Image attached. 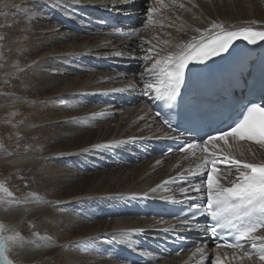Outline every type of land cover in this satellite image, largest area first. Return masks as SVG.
I'll return each instance as SVG.
<instances>
[{"label":"rangeland","instance_id":"obj_1","mask_svg":"<svg viewBox=\"0 0 264 264\" xmlns=\"http://www.w3.org/2000/svg\"><path fill=\"white\" fill-rule=\"evenodd\" d=\"M55 1L56 0H0V72L6 71L9 68L14 70L8 76L4 78H0V100H5L6 98H9L11 96H19V95L21 96L22 95V97L28 96L27 99H32V101L40 102V103L42 102L43 104L42 103L40 104L42 105L41 108L45 107V108L50 109L53 107L52 109H54L55 107L58 106L57 109L58 108L63 109L66 112V116H67L63 118H58L57 120L55 119L53 120L55 121L54 123L57 125L56 127H58V129H61V130L62 128L63 130L69 128L67 126H70V127L77 126L80 123L78 119L81 115L97 116L100 114H105V116H102L100 120L98 119L99 124L96 125V127L91 128V129H96L102 124H107V125L111 124L113 128L118 127L120 124L123 126L126 121L127 123L125 127L129 126L130 124H132L131 122L133 121L134 114L138 110L139 104L122 109L124 110L125 113L128 112L127 117H124L125 113L124 112L121 113V109L120 111L116 112L114 110H118L117 108L110 107L109 104L106 105L102 103V100H101L102 98H99V95L101 94L105 97L107 93H109V91L112 89H105L107 90L106 91L107 93L105 94L101 93L104 91V89L103 90L99 89V90H102L100 93L97 90L91 91V93L90 92L83 93L84 90L83 91L80 90L79 89L80 86H78L77 88L73 86L72 84L76 81L77 78L75 77L77 76H86L88 74L93 75L94 73L96 74L97 72H98L97 74H99L100 72L102 75L105 74L104 81L106 85L114 82L115 85L119 86V88H123V87L126 88V84L130 80V77L128 75L122 76V75H119L113 72L106 73L107 71L102 73L103 71H101L98 68H95L96 71L92 70V68L94 69L93 64L96 58L98 56L100 57V55L102 56L104 55L103 57L107 55V54H95V53L115 52V54L120 53L121 55L127 56L131 53V48H133V45L135 43L137 45L139 44V47H137V49L139 48V50L136 52L139 56L142 57L140 59V61L142 62L141 69H142V64H143V58L151 62L152 59L151 58L148 59V57L153 56V55L149 54L148 51L146 52L145 49L140 50V47H142V45H140L142 40L138 38H136L135 40H132V39L127 40L130 42L133 41L134 43L133 45L131 44H129L128 46L126 45L124 49L120 50L121 52H119V50L115 48L107 49L108 47H101L100 49H95V47L98 46L99 44L109 45L110 40H108V37H110L111 35L107 34L106 31H103L101 29H98L97 32H93V31L88 32V30L86 29V28H89L91 25H88L86 21L84 19H81L80 17L83 18L84 16L82 14L90 13L89 14V19H90L91 11L89 10V11H86L85 13V11L80 10V5L84 4L83 2L89 1V0H83V1L82 0H62L61 4H57L55 3ZM167 1H170L171 3L168 5L162 3L161 6H159L158 8L156 6H152L153 5L152 0H143V3L145 4L147 3L145 6L147 13H148L149 8L156 9V11L152 14V18H154L157 21V24H155V27L157 25V33L159 32V35H160L164 32L162 34V36L165 34L163 37H166L168 33H170V31H177L182 21H186V18L190 20L188 16H184L185 13H188L189 15L192 16L191 21L194 22L192 26H195V24L199 20V15H197L196 13L202 15V17L205 19L204 21H206L207 19L214 18L215 14L224 15V13L233 14L234 12L235 13L234 15H237L239 11L238 10L239 6L236 3H238L241 0H167ZM259 1H260V4H262V1L261 0ZM245 3H247L246 0H245ZM85 4H88V3H85ZM249 4L250 3H247L245 5L243 4V6L245 7L247 5L248 7ZM180 5H183V7H180ZM230 6L231 8L229 9ZM78 7H79V11H75L74 9ZM202 7H206L207 10L204 12ZM142 8H144V5H142ZM231 9L233 12L230 11ZM68 12L72 13V16L70 19L71 21L74 22L73 24L77 23L75 22L74 19H77L78 22L81 21L78 27H82L83 30H87V32L86 31L85 33L77 32L75 27H73V25L71 24L72 22L71 21L68 22V20L64 19L65 14ZM257 17L258 16H254L250 20V22L251 21L255 22L257 20ZM90 21L93 22L91 19ZM142 21L144 22V24L140 26L141 34L145 32L147 33L149 31L150 32L155 31L154 25L151 24V27L152 26L154 27V28H151L150 23H148L145 18H143ZM202 22H198L196 24L197 28H200L201 26H203L201 24ZM93 23H96V22L94 21ZM23 26L30 28L29 30L30 33H28V36H25V34H23L24 29H25ZM75 26L77 27V25ZM168 28L170 31L168 30ZM94 29L96 30L97 28L94 27ZM68 32H70V34H68ZM59 33L61 35L63 34L62 38L60 39L56 37V35ZM79 37H88L90 38V41L87 42ZM111 37L113 39L115 38L114 39L115 43L116 42L121 43L120 41L122 39L121 37L115 36V35ZM8 39L10 40L9 42L6 41ZM48 40H50V42ZM95 41H97L98 43H96ZM152 41L153 39H151V41L149 39L148 42L150 43L147 44L148 48L151 47V45L154 46L155 44H157L155 40L153 42ZM90 45H93V46L90 47ZM157 47L158 46H155L154 48L157 49ZM38 63L41 66L34 65ZM74 64H77V66L75 67ZM44 66L47 68H45ZM145 66H150V65L146 63ZM72 68L76 70H73ZM90 68L92 71L90 70ZM34 73L44 74L46 77H43V76L38 77V76L33 75ZM140 73L142 72L140 71ZM97 74L95 76H97ZM110 74H111V77H110ZM139 74H137L136 76L139 77ZM47 75L55 76V77L51 78L50 76H47ZM32 76L35 79L31 78ZM108 76L110 78H108ZM41 79H42V82H41ZM54 79H58V80H55V82L57 81L56 83H52ZM144 79H145L144 81H146L149 78L148 76H146ZM23 81L28 82V83L30 82V83L28 84V86H25L24 88V86H22V83H21ZM47 83H51V84L49 85ZM42 86L43 88L41 89ZM66 86L68 88L67 90H61V92L57 91L58 88L64 89ZM111 87L112 86L108 88H111ZM26 108L28 109V105L26 106L25 104L24 106L11 109V112L9 113L7 112V110H5L6 112L5 111L0 112V155H2L0 156V184H3L9 190V193H10L9 195L8 193L0 192V201H2L3 199L5 200L7 197L9 198L11 197L12 199H20V198L21 199H33L37 196L49 198L51 200L56 201L58 199L57 196L59 197L61 196L63 200H65V202L61 204L55 203L54 205H52L55 208L51 207V210L49 212L50 219L51 217L53 219L54 218L60 219V215H62L66 210H72L76 218L77 217L82 218L83 211L86 210L85 208L87 209L93 208L99 211V209H101L100 207H102V205L104 204V203H100V204L98 203L97 205V202H99L98 201L99 199L94 198L93 200L94 203L93 205H91L92 207L91 206L88 207L91 203H89V205H86L87 204L86 199L97 194V192L96 193L93 192L92 194H89L90 196L87 195L86 197L83 194L76 193L79 190L78 188L79 183L81 184V181L83 180V178L85 179L82 182L85 183L86 181L88 182L87 180L88 178L86 177L95 175L93 179H91L93 180L92 182H95V180L98 177H103L101 178L102 181L98 183L99 185L98 189H101V187L105 183L104 180L110 177L111 173L113 171H116L117 169L118 170L120 169L121 174L118 175L117 178H115L113 182L111 183H114L115 181L117 182L120 179L119 176L121 175H124L125 180H129V181H132L135 175H137L136 171L139 168V164H141L142 162L123 164L122 161L120 160L115 161V160L110 159L108 157L109 154H107L108 155L107 156L106 153H103L102 150L96 155L97 157H95L94 155V161L91 160L93 159V154L89 151L90 147L93 145L96 146L97 144L98 145L100 144L98 142H91L90 144L88 145L86 144L85 146L78 145L79 143L76 144L77 143L75 139L76 135L73 134L76 131L71 132L70 130L67 129L68 130L67 137L59 136L58 137L59 140L54 141V139L48 138V136H46V138L45 136L43 137L42 133H40L41 131H43V128L46 124H43V125L38 124L39 126H37L36 129H33L32 131L31 130L27 131L28 129L27 130L23 129L22 126L24 125L21 126V123L23 121L29 122V121L35 120L33 119L34 118L33 114L29 113L28 115L26 113ZM32 108L34 109L37 107H32ZM41 108L39 107V109ZM106 109L109 110L108 113L104 112ZM31 112L34 113L33 110H31ZM112 113L113 115H111ZM140 118H139L140 125L142 124H147L151 126L156 125L154 119L153 118L150 119L148 115L147 116L142 115ZM116 123H117V126H116ZM50 125L52 127L55 126V125L53 126L52 124ZM38 128L40 132L38 131ZM51 131H52V128H51ZM70 132L73 135L70 134ZM108 137L109 135H107V139H106L107 143H112L118 139L116 136H110V138ZM72 138L73 140H71L70 142V139ZM37 142H39L41 145L37 144ZM38 147H41V148H38ZM245 149H247V154L249 156L255 157L259 154V151L256 150L254 144L250 142L245 144ZM6 151L7 152L9 151L10 154L13 152L12 153L13 155L14 154H20V155L24 154L25 155L28 153L29 154L32 153V155H34V153L39 152V154L41 155L43 159L41 158L38 161L39 163L35 165H38L39 167H41V169H38L40 172L43 171V169L47 167L46 165L49 162L55 163V164L58 163L60 164V166L62 165L63 166L61 167V169L57 170L56 173L54 172L50 174L45 173L41 175L40 174L35 175V172L37 170H33V167L31 166L26 167V168H23L22 166L21 167L7 166L5 164L6 160L3 156V154L8 155ZM15 152H19V153H15ZM11 155H8V157H10ZM79 163L84 164L82 167L83 171L78 170L77 165L79 166L80 165ZM124 165H127V166H124ZM63 167L65 168L63 169ZM75 170L80 171L81 175L79 177H76L75 180H72V179L69 180L70 177L72 176L71 174H73L72 172ZM103 172H105V174H103ZM55 175L59 176L57 177L58 180L54 181L55 183L53 184L51 183L48 185V183L50 182L49 180H51L50 178H52ZM67 182H70V184ZM91 185L94 186L95 183H92ZM67 187L68 189H74V190H67ZM77 194H80V195L77 196ZM42 217L43 216H40V217L38 216L34 218L33 220L32 218H27V220L25 219L23 223L19 227H16V228H15L16 226L15 224H13V226L12 225L9 226V224L11 223L10 220H2L0 217V220H1L0 224H3L5 227L8 228V233L6 231L5 235L18 234V240H20L21 238H26V237L32 238L35 235H37L38 231H44L43 233L50 235L51 230L52 231L54 230L52 227L51 229V228H47L43 226L46 223L45 222L41 223V220H43ZM91 220L92 221H89V222L95 221V218ZM89 222L84 223V224L87 225ZM152 222H154V220ZM41 226H43L44 228L43 227L41 228ZM81 231L82 229L71 232L67 235V237L73 236L74 234H79L81 233ZM53 235L54 234L51 233L50 236L52 237ZM52 238L57 245L55 246V248H52L54 249V252L51 253L49 257L54 258L58 254L59 264L64 262V258L59 256V253H61V251L64 252L65 250H68V249L69 250H84L85 247L81 246V244L87 246L91 242V239H90V240H86L83 243L75 244L74 246V243L81 240L82 238L78 237V238H72L70 240H60V241H57L56 236L55 238L54 236ZM58 239H64V238L58 237ZM103 240H105L106 242H109L107 241V239H103ZM105 241H103L102 244L105 243ZM69 242L70 243L72 242L71 243L72 245H65ZM121 244L122 243H120V245ZM10 245L12 246V244ZM106 247H108V244L106 245ZM89 252L90 254H88L85 257L87 259V264H118L123 259L122 257L121 259H116V258L114 259L113 257H111V260L112 261L114 260V261L111 262L109 260L107 263H105V260L90 259L89 257L93 256V252L92 251H89ZM114 252L115 254L118 255L117 250H115ZM102 255L103 256L105 255L107 258H109V255L107 253H103ZM11 260L13 261L14 264H48L42 261V257L40 259H37L39 261L35 259L32 261H27V262H17L13 258H11ZM116 260H119V262ZM175 263H177V260L176 262H174V264Z\"/></svg>","mask_w":264,"mask_h":264},{"label":"bare ground","instance_id":"obj_2","mask_svg":"<svg viewBox=\"0 0 264 264\" xmlns=\"http://www.w3.org/2000/svg\"><path fill=\"white\" fill-rule=\"evenodd\" d=\"M137 1H139V0H91V1L89 0V1L83 2L84 4L80 5V10L85 11V13H86V11L90 10L91 13L93 14V16L97 10H106V11H109L111 13L129 12V10L126 9L127 4L136 3ZM246 1H247V3H250L248 5V7H247V5L245 7L243 6V4L244 5L247 4V3H245V0H241L238 3H236L239 6L238 7L239 11H238L237 15H234L235 13L232 11V9H233V7H232V9L230 11H232L233 14H231V13L230 14L224 13V15L215 14L214 18L207 19L206 21H204L205 19L202 17V15L195 12L197 15H199V20L197 21V23L203 21L201 23L203 26H201V27L199 26L200 28H197V25H196L197 23L195 24V26H192V24H194V22L191 21L192 16L189 15L188 13H185L184 16H188L190 18V20L185 17L186 21H182L181 25L180 26L178 25L179 28L174 26V27L178 28L177 31H170L168 28L170 33H168V35L166 37H163L165 34L162 36V34L164 32L160 35H159V32L157 33V25L155 27V24H157V21L154 18H152L151 21H149V13L146 12V8H145L147 3L145 4V3L141 2L138 8H136L133 11H130V14L137 16V18L141 19V21L143 18H145L146 21L148 23H150V27H151V24L154 25L155 28L153 26L151 28H154L155 31H153V32L149 31L147 33L145 32V33H142L141 35H139L138 39L142 40L140 43V45H142V47H140V50L145 49L147 52L149 49L147 46V44H148L147 42L149 41V39H150V41H151V39H153V41L155 40L157 42V44H155L154 46L151 44L150 45H151V47L158 46L157 49L156 48H154V49L156 51H159L161 55H165L168 52H177V51H179V48L177 47V45L188 43V42L192 41L193 38L198 39L200 36V32L197 31V29H199L201 31L208 29L211 27L213 22L223 24L226 29L230 28L232 26H248V25L264 28V0H261L262 4H260L259 0L258 1L255 0L257 2H255L254 0H246ZM61 2H62V0H56L55 1V3H57V4H61ZM76 3H78V2H76ZM85 3H88V4H85ZM162 3L168 5L171 2L167 1V0H165V1H163V0H152V4H153L152 6H156L158 8H159V6H161ZM77 5H79V4H77ZM142 5H144V8H142ZM119 6H122V8H120ZM230 8H231V6L229 7V9ZM202 9L204 10V12L207 10L206 7H202ZM74 10L79 11V7L75 8ZM71 12L66 13L64 16V19L68 20V22L71 21V19H70L72 16ZM204 12H203V14H204ZM254 16H258L257 20L255 22L254 21L250 22V20ZM90 19L93 22L94 21L96 22V23H94V25L101 24L99 19H95L93 17H91ZM74 20H75V22H77L76 25L79 26L80 25L79 23H81V21L79 20L80 22H78L77 19H74ZM71 22L74 23L73 21H71ZM147 25H149V24H147ZM86 26H88V25H86ZM23 27L25 28L23 34H25V36H28V33H30V31H29L30 28L26 27V26H23ZM90 28L92 29L91 26L89 28H86V29L88 31L97 32V30H95V29L91 30ZM216 31H219V29H217ZM68 34H70V32H68ZM62 35L59 33L56 35V37L58 39H60V38H62ZM207 35H209V33L205 32V36H207ZM111 36L108 37V40H110L109 45H102V44L100 45L99 44L98 46L95 47V49H100L101 47H108L107 49L115 48V49L119 50V52H121L120 50L124 49V47H126V45L127 46L129 44L133 45V43H134L133 41L130 42V41H127L125 39H123V40L121 39L120 40L121 43H117V42L115 43L114 42L115 38L113 39ZM47 37H49V36H47ZM45 38H44V40H45ZM79 38H82L83 40H85L87 42L90 41V38H88V37H79ZM6 41L9 42L10 40L8 39ZM48 41L50 42V40H48ZM97 41H99V40H97ZM97 41H95V42L98 43ZM165 41H167V43H164ZM113 42H114V44H113ZM143 43H144V45H143ZM92 46L93 45H90V47H92ZM137 47H139V44L137 45L135 43L133 45V48H131V53L127 56L130 59H134L135 62L139 63L140 62L139 59L142 57L137 54L136 51L139 50V48L137 49ZM95 54H107L105 57H107L108 59H112V57L119 55L120 53L115 54V52H97ZM112 55H114V56H112ZM103 56L100 55V57H103ZM119 56L120 57H123V56L127 57V56L121 55V54ZM149 58H151L153 60V59H155V56H150V57H148V59ZM43 60H45V59H43ZM152 60H151V62H149L148 60H145L143 58V64H142V70H141L142 73H144V71L147 67L151 66V63L153 62ZM95 62L93 64L94 69L92 68L93 71L95 70V68H98L97 64ZM146 63L150 66H145ZM34 65H39V63L34 64ZM39 66H41V65H39ZM74 66L76 67L77 64H74ZM45 68H47V67H45ZM73 70H76V69H73ZM90 70H91V68H90ZM13 71H14L13 69L9 68L6 71L0 72V78H4V77L8 76ZM102 73H104V72H102ZM96 74L94 73L93 75L88 74L86 76H77V77H75V78H77L76 81L72 85L77 87V88H78V86H80L79 89L82 91L84 90L83 93H87V92L91 93V91H95V90L99 91V93H100L104 89L105 92L103 91L101 93L105 94V93H107L106 92L107 90H105V89H112L109 91V93H107V95L105 97L102 94L99 95V98H102L101 99L102 103H104L106 105L109 104L108 101H111L113 99L117 100L118 102L119 101L124 102L125 97L127 95L133 94V92L137 91L138 89L145 90V88H144V83H145L144 80L145 79H141V77H140L141 73L139 74V77L134 76V75H128L130 77V80H129L130 82L127 80L128 82L126 84V88H124V87L119 88V86L115 85L114 82L106 85L105 81H104L105 74L102 75L99 72V74H97V76H95ZM117 74L122 75V76H124V75L126 76V74H124V73L118 72ZM33 75L38 76V77L39 76L46 77L44 74H40V73H34ZM116 75H114V76H116ZM47 76H50V75H47ZM146 76H148V75L145 74V77ZM50 77L53 78L55 76H50ZM110 77H111V74H110ZM110 77L108 76V78H110ZM31 78H34V77L32 76ZM55 80H58V79H54L52 83H56L57 81L55 82ZM41 82H42V79H41ZM21 83H22V86H24V88H25V86H28V84L30 82L28 83V82L23 81ZM47 84L50 85L51 83H47ZM110 86H112V87L108 88ZM140 87H142V88H140ZM42 88H43V86L41 87V89ZM67 89L68 88L66 86L64 89L58 88L57 91L61 92V90H67ZM99 89H102V90H99ZM114 93H115L116 97H113ZM137 93H138V91H137ZM121 94L124 95L122 98L119 96ZM27 97H25V96L22 97V95L21 96L19 95V96H11L9 98H6L5 100H0V112L7 110V112L9 113V112H11V109H13V108L21 107V106H24L25 104H26V106L28 105V109L26 108V113L28 115H29V113L33 114L34 115L33 119H35V120L29 121V122L23 121L21 123V126L24 125V126H22L23 129H25V130L28 129L27 131H30V130L32 131L33 129H36L37 126L46 124L43 128V131L40 132L39 128H38V131L40 133H42L43 137L45 136V138H46V136H48V138L54 139V141L59 140V138H58L59 136L67 137L68 130H70L71 132L76 131L75 133H73L76 135L75 136V139L77 141L76 144L79 143L78 145L85 146L86 144L88 145L91 142H98L101 146H103L100 148H97L94 145L90 147L89 151L93 154V159H91L93 161H94V155H95V157H97L96 155L101 150L103 151V153H106V155L109 154V156L108 155L107 156L110 159L115 160V161H119L120 159L118 157V154L121 150L123 151V153L133 154V153H135L136 148H143V147L147 146L148 144L152 143V141H154L160 134H162L166 130L165 128L160 126L157 123V121H155V124H156L155 126H151V125H147V124H142V125L139 124V118L142 115H145V116L148 115L149 118L152 119L150 108L148 107V105L145 102H142V103H139V107L137 106L138 110L134 114L133 121L131 122L132 124H130L127 127H125L126 123H127V121H126L123 126L120 124L118 127L113 128V126L111 124L110 125L102 124L101 126L97 127L96 129H91V128L96 127V125L99 124L98 119L100 120V118L102 116H105V114H100L97 116L81 115L78 119L80 121V123L77 126H75V127L67 126V127H69V128H67L68 130L67 129L63 130V128H62V130H63L62 131L61 129H58V127H56L57 125L54 123L55 121H53V120L54 119L57 120L58 118L67 117L66 112L63 109H61V108L57 109L58 106L55 107L56 109L55 108L52 109L53 107L50 109L45 108V107L41 108L42 105H40V104L42 102L41 103L35 102V101H32V99H27ZM6 102H8V103H6ZM34 103H36V104H34ZM32 107H37V108L33 109ZM39 107L41 109H39ZM110 107L117 108L116 106H113V105H110ZM117 109L118 110H114V111H116V112L120 111L119 108H117ZM31 110H33L34 113L31 112ZM125 111H127V110H125ZM104 112L108 113L109 110L106 109ZM122 112H124V110H121V113ZM127 113L128 112H126L124 114V117H127ZM111 115H113V113ZM50 124H52L53 126L55 125V126L52 127ZM116 126H117V123H116ZM51 128H52V131H51ZM71 132H70V134H72ZM35 133H37V132H35ZM107 135H109L108 138H110V136H116L118 139L112 143H107V140H106ZM43 137H42V139H43ZM71 140H73V138L70 139V142H71ZM37 144H40V143L37 142ZM131 146H132V149L129 148ZM254 146H255L256 150L259 151V154L255 157L249 156L247 154V149H245V146H242L240 148V150H238L233 156L244 158V160H246L247 162L264 161V145L256 143V144H254ZM38 148H41V147H38ZM6 153L8 155H11L13 152L10 154L9 151L8 152L6 151ZM15 153H19V152H15ZM8 155L3 154L7 163L5 161L4 162L7 166H17V167L22 166L23 168L31 166V167H33V170H37L36 172L34 171L35 175L36 174L41 175V174H45V173L50 174V173H54V172L56 173V171L61 169V167L63 166V165L60 166V164H58V163L55 164V163L49 162L46 165L47 167L45 169H43V171L40 172L38 169H41V167H39L38 165H35V164H38L39 163L38 161L42 158L41 155L39 154V152L34 153V155H32V153L31 154L28 153L25 155L24 154H21V155L20 154H14V155L12 154L10 157H8ZM0 156H2V155H0ZM183 158L184 157L182 156V154H176L173 156L153 157V158H151L149 160H145L141 164H139V168L136 171L137 175H135V177L133 178L132 181L125 180V176L121 175V176H119L120 179L117 181L118 183L116 181L114 183H111V182H113V180L115 178H117L118 175L121 174L120 169L119 170L117 169L116 171H113L111 173L110 177H108L106 180H104L105 183L101 187V189H98L99 188L98 183L100 181H102L101 178H103V177H98L99 179L97 178L95 180V182H92L93 180H91V179H93V177L95 176V175H92L90 177H86V178H88L87 179L88 182L86 181L85 183L82 182L85 179V178H83V180L81 181V184L79 183V186H78L79 190L76 193L83 194L86 197L87 195L90 196L89 194H92L93 192L94 193L97 192V194L86 199V202H87L86 205H89V203H91L88 207L93 205L94 198L99 199L98 200L99 202L96 201L97 205H98V203L99 204L104 203V204L102 205V207H100L101 209H99V211H97L93 208H91V209L85 208L86 210L83 211L82 218H78V217L76 218V216L73 214L72 210H66L62 215H60V219H55V218L53 219L52 217L50 219L49 212L51 210V207H54L52 205H54L55 203L61 204V203L65 202V200H63V198L61 196L60 197L57 196L58 199L56 201L51 200L49 198L38 197V196L33 198V199H21V198L20 199H12L11 197L10 198L7 197L5 200L3 199L2 201H0V217L2 220H10L11 223L9 224V226H11V225L13 226V224H15L16 225L15 228H16V227H19L25 219L27 220V218H32V220H33L34 218H36L38 216L39 217L43 216L42 217L43 220H41V223L45 222L46 224L43 226H45L47 228H51V227L53 228L54 231L51 230V233L54 234L53 235L54 238L56 236L57 241L70 240L72 238H78V237L82 238L81 240L74 243V246H75V244H80V243L85 242L86 240L91 239L90 244H88L87 246L81 244V246H83V247H85V249H87L86 251H84V250H69V249L65 250L64 252L61 251V253H59V256L64 258V262H62L63 264H87V259L85 257L88 254H90L89 251L93 252V256L89 257L90 259L105 260V263H107L109 260L111 262H113L114 260L112 261L111 257H113L114 259L115 258L121 259L120 254L117 255V254H115L114 251L117 249H122V246L130 247V248H138V243H137L138 239L140 237H142V235H145V232H142L141 230L146 229V228L154 225L152 222L153 220H154V222H157V223L159 222V224H161L162 226L166 225L168 223V222H165L164 220L156 221V219H152L151 217L137 218V217L133 216L132 211L134 208H136V209H138V211L142 212V203L144 201L154 202L155 198L162 197V196H159L160 194H165V195H163L165 197H175L177 195L176 191L173 189V187H171L172 184L178 181L177 177L180 175L181 172H183L184 168H186L189 164H192L194 162L193 159L188 158L184 161ZM89 160H90V158H89ZM100 160H102V159H100ZM112 160H110V161H112ZM79 164H80L79 166L77 165L78 170L83 171L82 167L84 164H82V163H79ZM89 164H90V162H89ZM124 166H127V165H124ZM64 168L65 167H63V169ZM127 172H129V171H127ZM72 173L73 174H71L72 176L70 177L69 180H71V179L75 180L76 177H79L81 175V172L76 171V170L73 171ZM103 174H105V172H103ZM103 174H101V175H103ZM57 177H59V176L55 175L52 178H50L51 180H49L50 182L48 181L49 182L48 185L51 183L52 184L55 183L54 181L58 180ZM166 181L169 183L166 184L165 183ZM67 183L70 184V182H67ZM92 183H95V185L94 186L91 185ZM56 184H57V182H56ZM152 189H157V190L155 192H152ZM54 190H56V189H54ZM67 190H74V189H68V187H67ZM145 193H148V195L146 197H145ZM80 194H77V196ZM56 195H57V193H56ZM142 195H144V197L147 198V200L142 199V197H141ZM133 196H135L136 198L132 199ZM129 207H130V209H129ZM93 218H95V221L89 222V221H92L91 219H93ZM87 222H89V223L87 225H85L84 223H87ZM43 226H41V228ZM79 229H82L81 233L74 234L73 236L67 237V235L69 233L74 232V231L79 230ZM129 229H132V232H130ZM6 231L8 233L7 227H5V233L4 234H6ZM43 232L44 231H38L37 235H35L32 238L26 237V238H21L20 240H17L16 243L12 244V246L10 245L9 250L7 252L8 257L10 259L11 258L15 259L17 262H27V261H32L35 259L37 260V259H40L42 257V261H44L45 263L59 264L58 254L54 258L49 257V255L54 252V249H52V248H55V246L57 244L53 240V238H52L53 236L52 237L50 236L51 233L49 235V234H46ZM122 233H128V235L126 237H124L121 235ZM58 237H63L64 239H58ZM103 239H107V241H109V242H106ZM103 241H105L106 244L105 243L102 244ZM119 242L122 244L120 245ZM71 243L69 242L65 245H72ZM107 244H108V247H106ZM218 251H221L222 253H230L231 252L229 250H223V249H218ZM103 253H107L109 255V258H107L105 255L103 256L102 255ZM119 253H120V250H119ZM184 258H185V256L180 255L178 257L177 256L173 257V258H171L165 262L160 261V260H156V262L153 264H174V262H176V260H177V263H175V264H182V261L184 260ZM66 260H67V262H66ZM37 261H39V260H37ZM116 261L119 262V260H116ZM235 262H236V264H239V261L237 259H235ZM0 264H4L3 260H0ZM118 264H130V263L127 262L125 259H122L121 262ZM245 264H248V262L245 261Z\"/></svg>","mask_w":264,"mask_h":264},{"label":"snow or ice","instance_id":"obj_3","mask_svg":"<svg viewBox=\"0 0 264 264\" xmlns=\"http://www.w3.org/2000/svg\"><path fill=\"white\" fill-rule=\"evenodd\" d=\"M155 11L154 8L148 9L149 21ZM217 29L219 31H216ZM197 31L200 32L199 38L177 45L179 48L177 52L161 55L154 47L148 49L149 54L155 56V59L151 66L140 74L141 79H144L145 74L149 77L144 83L145 94H154L151 98L162 102L170 110L176 109L178 102L183 99L186 86L185 74L189 65H202L214 57L223 56L229 52L236 40L242 39L250 45L264 41V31L250 27L232 30L226 29L221 23L213 22L210 28L203 31L197 29ZM205 32L209 35L205 36ZM137 34L136 29L130 33L132 36ZM196 111L193 107L190 117L194 116ZM156 115L160 116L161 113L157 112ZM163 122L170 128L173 126L168 118H165ZM229 137L264 145V103L250 102L242 106L237 111V119L226 130L207 134L202 140V145H211L213 149H216V144L213 142L224 141ZM202 145L187 144L178 150L183 152ZM202 150L206 153V158L197 165L196 170L187 169L190 178L184 175L177 177L188 185V187L180 188L181 194L186 198H189L187 194L190 189L200 193L199 202L189 204L192 219L195 220L197 216L210 219L213 222L208 229L211 238L220 241L216 243V248L239 250L238 255L233 254V259H237L239 264H245V261L248 264H264V163L242 161L233 158L230 154L219 156L217 153L223 152V149L209 151L208 147H203ZM221 165L224 166L223 169ZM197 177L201 178L200 182L192 185V181ZM156 190L152 189V192ZM0 192L10 195L3 184H0ZM147 195L148 193H145V197ZM135 198V196L132 197V199ZM190 199L195 201L196 197ZM181 226L191 228L193 225L189 222V218L185 217ZM219 231H227L230 236L234 234L235 242L222 241ZM4 233L5 226L0 224V260H3L4 264H13L7 252L9 245L17 242L18 234L5 235ZM121 235L126 237L128 233ZM245 244L250 246L251 251L245 247ZM197 252L202 257L201 264H204V260L208 259L205 251L197 249ZM211 264H224V261L217 255Z\"/></svg>","mask_w":264,"mask_h":264}]
</instances>
